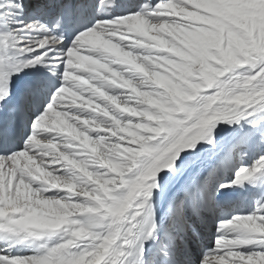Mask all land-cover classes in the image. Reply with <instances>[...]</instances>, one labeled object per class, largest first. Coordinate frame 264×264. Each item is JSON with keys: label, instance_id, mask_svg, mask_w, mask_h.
I'll return each mask as SVG.
<instances>
[{"label": "bare ground", "instance_id": "6f19581e", "mask_svg": "<svg viewBox=\"0 0 264 264\" xmlns=\"http://www.w3.org/2000/svg\"><path fill=\"white\" fill-rule=\"evenodd\" d=\"M9 1H13V6H9V8L7 7L6 9L2 7V9L0 10V32L6 33L9 36L13 50L15 54L18 55L11 62L28 66L33 70L34 73L37 74V77H39V81L35 87L36 90L42 95V102L44 103L49 98L47 90H51L52 87L50 85L49 88L46 87L44 83L48 82H43L41 79L49 80V78L56 71V68L54 67L55 64L53 61H51L52 58L50 57L53 54H65V49L69 44L59 45L53 42L50 38L47 37V29L39 25V23L36 24V21L41 20L42 23H44V18L50 17L54 13L56 3L59 0H43V2H41V0H24V4H22L21 0ZM125 1L128 4L132 3L134 0ZM135 1L136 3L138 2V0ZM175 1L192 6L194 5V7L197 6L205 8L204 10L208 8L211 9V12L212 10L218 11L214 9L216 2H224L225 8H231L230 4L232 5V7L235 8V6H233L232 4L234 2H240L245 6L254 5L257 7H264V0ZM37 2L40 4L34 6ZM4 3L5 0H0V6H3ZM77 3L79 6V14L84 18L90 19L91 16H89V1L77 0ZM28 5L33 6V9H38V20L27 18L24 22H20V20L17 21L18 19H16L14 20L13 26H10L9 22L5 21L6 19L4 18L3 14L5 10L10 9L13 11L12 13L14 14V16H17L18 13H20L21 16V13H23V9ZM150 5H153V2ZM170 6L171 5L168 3H161L158 8L162 10H167L170 8ZM134 12L136 11H129L126 9V12L122 14L119 20H116L120 21V23L123 24L128 19H131L132 17L136 16L134 15ZM221 12L218 13L223 14ZM146 16L148 19L151 20H156L162 18L163 16L164 18H170L169 15H157L153 13H149ZM198 17H201V19H203V16ZM224 17L228 18L226 14L224 15ZM217 18L219 17L216 16V19ZM209 19V21L212 20V18ZM222 22L220 21V23ZM109 23L112 22H105L103 25H107ZM23 25H28L29 28L23 30ZM224 25L226 26V24ZM15 28L17 29L13 31V29ZM88 29H90V26L84 29L83 34H81L82 38L87 37L84 36L86 35L84 33ZM91 29H94L96 31L97 28L95 27ZM111 36L114 39H120V42H123V40H125L119 38L117 35H110V37ZM140 36L142 38L148 37L143 34H136V37ZM87 38H91V35ZM181 38L182 37H180V39ZM77 40L79 41V39ZM29 41L41 42L43 46L42 50L49 52L48 58L46 60L40 61L37 64L32 63L31 57H33L34 54H31V50L27 52V50H25L26 48L24 50L21 49L23 45ZM78 41L71 44H76V46H79L80 42ZM143 47L148 51H151L152 53H165V50L161 47ZM143 47H138L137 50L142 51L144 50ZM87 50L94 55H101L102 52L101 50L95 49L94 47H90V50ZM65 55L71 56L67 53ZM116 65L119 66L121 64L118 63ZM235 65H238V63L235 61H232L228 64L225 76L216 70H204L202 73H200L201 77H204L203 87L206 89L205 92L208 94L210 93L209 96L206 95L207 99H211V97L213 96L215 97V95L212 93L217 90L218 87H220L222 84H225L226 79L234 78L239 73V71L232 72L230 70V68ZM258 70L248 68L246 71H244V74L251 76L250 73L247 72H251L253 75L257 73ZM60 71L61 69L58 68L57 73L59 74ZM78 72H80V70H78ZM134 74L137 75L139 73L137 72V70H135ZM215 74L221 76V80H216L214 77ZM159 79H162L163 81L166 80L163 77H159ZM142 83L144 84V82H140V84L136 86L143 87ZM165 83V85L171 91H175V88L170 82L166 80ZM209 85H212L213 87L211 88L209 87ZM28 94L30 96L31 94H33V91L29 90ZM84 94L92 96L94 95L96 100H104L103 95H101L99 92L91 93L86 91ZM178 94L180 95V97H182V99L189 98V96H187V94L184 92H179ZM90 98H88V100L87 98L83 99L89 101ZM226 98H229L230 100L231 96L229 95ZM240 98L243 99L244 103L237 102L238 104L236 103L234 107L232 106V108H229L225 114L220 115L219 117H215L217 127L215 128L213 126L215 129L209 128V130L211 129L209 132H213L211 134H207L204 139H196L194 138V136L197 135L196 128H203L204 124L206 122L208 123L209 118L213 116L212 113H208L204 108L201 107V105L205 104L204 101L206 100V98L202 97L200 100L202 102L197 103V101V104H192L189 101L183 100L184 102L182 103L181 107L176 102H169L167 104V107L171 111L179 112L183 107L188 112V114L176 116L175 121L177 123L175 125V133L172 134L169 133L168 130H163L162 127H156L155 129L158 130L153 134H149L147 136L146 134H141L142 137L145 138L144 140L147 141V143L145 144L147 145V147L145 149V146L142 145L144 142L138 141L141 147L140 149L145 150H139V153H137L136 155L133 154L132 161L130 162L129 160L124 159V157H118L116 155H110L109 157H107L108 164L112 168H116L118 172V178L116 179H113V177H111V172L109 173L108 169L106 170V168H104L102 165H97L96 162H100V160L95 159V156L89 153L91 152L89 149L81 148L82 143L79 142V137L77 135L78 133L76 131L75 133L73 130V133H71L65 129L61 121H53L52 119L51 121H53V129L51 130L45 127L46 121H44L43 119H39L33 127V133L31 135V138L40 136L44 138L58 139L64 141L65 143H62V148L65 151H63L62 154L67 152V158L64 159L62 155H60L58 158L55 156H51L50 154H58L59 152L55 148L50 147L48 144L42 145V147L45 146V149H43L41 145L37 148L31 149L32 146L38 145V143L30 144L25 141H22L21 146H24V148H26L28 151H31L33 153L31 156L38 157L37 163H40L39 168L41 170L42 168H46L45 170H49L57 174L65 173L67 176L58 177L56 174V176L50 178V176L46 175L50 178L49 181L30 176L20 166H18L19 164H17V162L19 161H17V159L20 157L19 152L21 151H19L13 156L0 157V177L1 174H3L6 178H9L10 176L13 177L15 175L16 182H14L13 190H16L17 192L20 190V185L17 180L22 179L24 183H27L29 185V189L31 188L32 190L31 192L36 195V197H38L32 198L31 200L29 199L26 202L24 201L23 203H18L17 200L8 198V196H5L4 193L0 191V223L4 227V231H0V264H85L91 258L92 259L90 261L92 262L90 264H93L98 261L93 260V256H95L97 253V250H94V248L98 247L99 241H101V239L111 240L112 243H110V246L106 251L105 257L97 264H189L188 259L186 260V258L189 257V260L195 259V256H193L191 252V249L195 250L196 253H199L202 250L204 244H206V241L208 239L206 236L209 230H205V228L202 227L200 229V233L202 232L203 234L201 238H192V240L188 241L189 244H185L180 243L175 238L165 239L166 231L163 230V227L165 221L172 216L171 207L173 203L172 201L175 198L181 200L180 202L178 201L177 206H179L183 212H190L188 206L183 202L184 198L181 199L182 195L180 191L182 189L183 182V187H185L186 183L189 180L191 184L196 183V179L193 178L191 175L193 173V169L191 167H194L197 164H199L197 171H206V175H204V178L201 179V184L203 185V188L205 187L206 181L208 180H215L218 183L220 182L221 185H225V188L223 189L224 194L222 195L220 201H227L224 204L219 205L222 211L229 209V212H222L218 213L217 215L218 218L223 219V227H225L227 222L230 224L241 223L240 226L235 227L239 229H244V227L248 225L249 222L250 224H252L254 218H249V212L252 207L247 206L243 203L241 197L236 194L237 186L232 187L231 185L235 180L239 178V176H243V182H249L250 180H253L251 183H254L255 185L253 186L255 188H258L259 191V187H261L260 185L262 184L261 182L264 180V176L262 175L264 171V159L259 160V162H256L255 165L252 164L254 166H251V162L254 159V157L252 156L250 160L246 162L248 170H242L240 173L237 174V178L232 177V174L235 171V168L237 167L236 164L238 161L239 150L241 146V143L238 142L237 138L235 137H237L238 132L245 127H247V131L244 130L243 132V136L245 137H247L248 135H253L262 130L260 126L264 127L263 122H261V119L264 117V96L262 98L259 97V99L256 98L255 100H260V102L256 103L253 102L252 99L245 94L240 96ZM57 100L58 99H55V101ZM131 101L134 104H139V106L144 108L151 115L153 114L157 117L159 114L160 117H158L157 119H159L160 122L166 121L157 110H150L149 107H145V105L141 104L139 101ZM211 101L207 100V105L205 104L204 107L207 108V106L209 107V105H212ZM156 104L161 105V103L159 102ZM57 106L60 108L57 114L63 116L65 115L66 122L70 127L71 123L73 125L75 124L71 121L75 120L74 114L76 112L92 113L94 115H99V113L97 112H91L88 107L83 108L75 104H69V100L65 99H60V102L59 104H57ZM94 106H96V104H94ZM98 108L100 107L98 106ZM160 108L162 107L160 106ZM34 110V106L29 102L27 104L28 125ZM194 111L197 112L195 115H193ZM100 115L105 116L104 114ZM204 116H207L208 119H205L202 122V119L205 118ZM105 120H107V118ZM182 123L186 125L184 128L181 127ZM57 124L61 126V129H55V125ZM159 130L164 131V134L161 137L158 136ZM86 132L88 134L94 133L95 135L96 133L98 135L102 133L100 128L94 127L86 128ZM20 135H24L23 130ZM155 138H157V142L154 143L153 140ZM98 139L101 141L99 142L98 140L96 144L94 143V141H92L93 143L88 144L87 146L93 147L96 151L99 150V148L103 151L104 144H109V140L111 138L110 136H108L107 140L106 137H99ZM120 140H123V138H120ZM87 142L90 143L89 141ZM253 142L254 140L247 141L250 146L253 145ZM133 144H136V142H134ZM78 145L81 146L78 147ZM148 147L151 148V150H148ZM153 147H157L156 150H153ZM222 149L226 151L224 154L222 153V160L226 157L227 159H225V162H223L222 166L220 167L213 165L211 166V162L216 157V155L222 151ZM40 150H44L42 152L46 153H42ZM142 152H144L145 154L142 155ZM262 153H264V149ZM31 158L33 159V163H35V166L38 167V164L34 162V157H29V159ZM73 159L81 161L82 171H79L76 168L64 167L66 164H68V161ZM24 160V164L26 166L35 170L33 163L29 162L27 158H25ZM20 161L23 162V160ZM125 162L127 163L125 164ZM127 164H130V166L127 168L124 167V165ZM244 164L245 163H243L242 166ZM131 167L134 168L131 169ZM252 170H261L259 178L257 177V175L253 178L248 177L249 175H251V173H253ZM99 171H105L103 174H101L102 177H99L97 175ZM42 172L41 174H43ZM68 174H73L74 176L69 177ZM123 175L124 179H121V176ZM43 177L46 178L45 176ZM96 179L98 180V182L96 181ZM103 185H105L108 191L104 190V188L101 187ZM262 186H264V182ZM110 188H112L113 190L111 191ZM203 188H201L202 197L200 200L202 202L199 203V206L204 209V211L209 215V218L211 220V213L215 211L213 208L212 195L210 193H207L206 190H203ZM78 190L81 192H78ZM194 191H196V189H194ZM260 192H264V188L261 189ZM84 193H90V195L86 196L84 195ZM66 194L68 195V197L72 198V200H78L77 203L74 202V200H69L68 204H80L74 206V211H72V209L69 210V212L71 213L63 210L64 202L62 200V203L58 202V197H65ZM189 196L190 194H188L187 197L189 198ZM168 200L171 201L169 204H167ZM230 200H233V202L229 203ZM65 202L67 203V201ZM195 204H197V201ZM232 206H234V208H232ZM45 208H50L52 209V211L47 212V209ZM109 210L111 211V214L108 213ZM63 211L65 213H63ZM12 212H15L16 214L11 215ZM92 212L97 213L99 217L103 218L104 223H94ZM250 214L252 215V213ZM190 220L192 226L200 225L198 219ZM212 224H214V219L212 220ZM177 225L178 223L174 222L173 220L170 225H167V229L174 230L175 228H177ZM191 229V233L192 231H195L194 228ZM75 231L79 233L77 234ZM243 232L245 233V237H254L255 239H258V241L253 242L249 245H240L238 247V251L241 253H247L249 251L258 250L259 253H264V246L262 245L264 241L259 240L262 234L247 229L243 230ZM29 233H33L34 237L28 238L27 236L29 235ZM96 234H98L101 238H96ZM18 235L25 237V239L23 241H16ZM159 236L162 239L160 240V242L157 241V238ZM222 243L221 245L223 246V248H220L217 251L221 252L222 250H225L229 253L230 257L235 256V254H232L229 249L225 248V246L236 243ZM153 247L156 248L154 249ZM172 248L176 249L177 252L183 251L184 254H187V257H185V255L179 254L183 257V259H178L176 253H172V251L174 250ZM158 252L162 254V260L155 258V255ZM219 261L220 260H217L216 264H225L220 263ZM231 263L232 261L229 260V264Z\"/></svg>", "mask_w": 264, "mask_h": 264}, {"label": "rangeland", "instance_id": "374dc122", "mask_svg": "<svg viewBox=\"0 0 264 264\" xmlns=\"http://www.w3.org/2000/svg\"><path fill=\"white\" fill-rule=\"evenodd\" d=\"M21 2L24 4V0H21ZM161 3H168L171 6L167 10H162L158 8ZM215 4L214 9L218 11L212 10L211 12V9L206 8V10H204L205 8L197 6L194 7V5L192 6L176 2L175 0H155L153 1L152 7L145 13L137 14L134 12V15L136 16L128 19L123 24L118 20H112L109 21L112 23L104 25L102 28L96 27V31L90 28L91 30L89 29L86 31V35L84 36L89 37L91 35V38H81L79 46H76V44L67 45V48L65 49L66 53L71 56L65 55L66 53L53 54L50 58H52L51 61L55 64L54 67L56 68V71L52 75V79L49 80L50 82L48 86L51 84L52 87L48 92L49 98L46 102L42 103L41 115H39L36 119L32 118L30 126L31 133L25 142L30 144L38 143V145L32 146L31 149L37 148L40 145L42 147L43 144H48L50 147L55 148L59 152V155L52 153L50 154L51 156L58 158L62 155V157L66 159L68 153L66 152L62 154L63 151H65L62 148V143H65L64 141L40 136L31 138L33 127L39 119L46 121L45 127L51 130L53 129L54 120L61 121L66 130L71 133H73L74 130V132L76 131L78 133V140L82 143L81 148L89 149L91 151L89 153L95 156V159L100 160V162H96L97 165H102L106 168V170L108 169L109 173L111 172V177L116 179L118 178V172L116 168H112L108 164L107 157L110 155H116L118 157H124V159L129 160L130 162L132 161L133 154L136 155L139 153V150H145L147 147V145H145L147 141L144 140L145 138H143L141 134H146V136L153 134L158 130L155 129L156 127H162L163 130H168V132L172 134L175 133V125L177 123L175 121L176 116L185 115L188 114V112L183 107L179 112L171 111L167 107L169 102H176L181 107L184 102L183 100L189 101L192 104L202 102L200 101L202 97L206 98L204 101L205 104L207 100H212V105H209V107L207 106V108L204 107L205 104L201 105L202 108H204L208 113H212L213 116L209 118L208 123L206 122L203 128H196L197 135L194 136L196 139H204L207 134H211L213 132L212 131L210 133L209 131L212 128L215 129L217 127L215 117L225 114L228 109L232 108V106L234 107L237 102L244 103L243 99L240 98L243 94L248 95L255 103L260 102V100L258 101L255 99H259V97L262 98L264 96V7H257L254 5L245 6L240 2H234L232 4L237 9L236 10L231 4V8H225L224 2H216ZM9 6H13V1L5 0L3 7L6 9L7 7L9 8ZM233 8L236 11H234ZM30 9H32L31 6L25 7L21 16L20 13H18L17 16H14L12 13L13 11L10 9L5 10L3 13L4 18L6 19L5 21L9 22L10 26H13L14 20L16 19H18L17 21L20 20V22H24L27 18L36 20L37 17L35 16V12ZM218 12L223 14H219ZM149 13L169 15L170 18H164L163 16L162 18L151 20L146 16ZM225 14L229 19L224 17ZM215 15L219 17L217 18L218 20ZM198 16H203V19ZM209 18H212V20L209 21ZM219 20L221 22L223 21L226 26L223 22L220 23ZM22 27L23 30L29 28L28 25H23ZM16 29L17 28L13 29V31ZM137 33L148 37H136ZM110 35H117L119 38L125 40L120 42V39H114L112 36L110 37ZM180 37L182 38L180 39ZM143 46L161 47L165 50V53H152ZM90 47L101 50V55L91 54L87 50H90ZM138 47H143L144 50L138 51ZM42 48L43 46L41 42L29 41L26 42L21 49H25L27 52L31 50V54H34V56L31 57V62L37 64L48 58L49 52L43 51ZM232 61L238 63L237 66L239 68L237 71H239V73L234 78H225L226 83L222 84L220 86L221 88L218 87V89L212 93L215 97L213 96L211 99H207L206 95L209 96L210 93L208 94L205 92L206 89L203 87L204 77H201L200 72H197V66L202 65L204 66V70H216L225 76L227 66ZM115 63H120L121 65L118 66ZM58 68L61 69L59 74L57 73ZM248 68L259 70L253 75L251 72H247L251 75L248 76L244 74V71ZM78 70H80V72H78ZM135 70H137L139 74H134ZM159 77H163L170 82L175 88V91H171L165 85L166 80H160ZM140 82H144V84L142 83L143 87L136 86L140 84ZM86 91L91 93L99 92L103 95L104 100H96L94 95L84 94ZM179 92L186 93L189 98L182 99V97L178 94ZM229 95L231 96V101L229 98H226ZM83 98H87V100L88 98L90 99L89 101H86ZM55 99H58V102L55 101ZM60 99L69 100V104H75L83 108L88 107L91 112H97L99 115L76 112L74 114L75 120L71 121L75 124L73 125L71 123L70 127L66 122L65 115L63 116L57 114L60 109L57 106ZM131 100L139 101L141 104L145 105V107H149L150 110H157L166 121L160 122L159 119H157L160 117L159 114L157 117L156 115H151L144 108L139 106V104L132 103ZM158 102L161 103V105L156 104ZM94 104H96V106H94ZM98 106L100 108H98ZM160 106L162 108H160ZM196 113L197 112L194 111L193 115ZM100 114H104L105 116ZM106 118L107 120H105ZM51 119L53 121H51ZM205 119H208V117L206 116L203 118L202 122ZM261 122H263L264 125V117L261 119ZM90 127L100 128L102 133H100V135L97 133L96 135L94 133L88 134L86 132V128ZM260 127L262 129L261 131L253 135H248L247 137L243 136L244 130L247 131V127H245L239 131L237 137H235L237 138V141L241 143V146L236 164L237 167L233 173L234 175L241 172L240 170H245L247 167L246 162H248L252 156L254 159L251 162V166H254L256 162H259V160L264 159V153H262L264 149V127ZM209 128L211 129L209 130ZM55 129H61V126L57 124L55 125ZM163 134L164 131L159 130L158 136L161 137ZM108 136H110L111 139L109 140V144H104L103 151L100 148L96 151L93 147L87 146L88 144H92V141L96 144L99 137H106L107 140ZM120 138H123V140H120ZM250 140H254L252 146L247 143V141ZM100 141L101 140H99V142ZM138 141L144 142H142V145L145 146V149H140L141 147ZM153 141L154 143L157 142V138ZM134 142H136V144H133ZM81 145H78V147ZM42 148L45 149V146ZM156 148L157 147H153L152 149L156 150ZM148 150H151V148L148 147ZM19 151L21 152H19L20 157L17 161L23 160V162L18 161L17 164H19L18 166H20L30 176L38 179L41 178L46 181H49L50 178L56 176L57 173L45 170L46 168H42L41 170L39 168L40 163H37L38 157L31 156L33 153L24 148V146H21ZM223 151L224 149L216 155L211 162V166H222V163L225 162V159H227L226 157L222 160V153L224 154ZM144 154L145 153L142 152V155ZM29 157H34V162L38 164V167H36L35 163H33V159H29ZM25 158H27L29 162L33 163L35 170L24 164ZM126 163L127 162H125V164ZM243 163L245 164L242 166ZM81 166V161L73 159L68 161V164L64 167L76 168L77 170L82 171ZM129 166L130 164L124 165L126 168ZM198 167L199 164L191 168L196 170ZM133 168L134 167H131V169ZM41 172L43 174H41ZM104 172L105 171H99L97 175L102 177L101 174ZM203 173L206 175V171ZM59 174H57L58 177L67 176L65 173ZM46 175L50 176V178ZM68 176L72 177L74 175L68 174ZM96 181L98 182L97 179ZM14 182H16L15 175L13 177L10 176L9 178H6L3 174H1L0 191L3 192L5 196H8V198L17 200L18 203H23L24 201L26 202L32 198H38L31 192L32 190L31 188L29 189V185L24 183L22 179L17 180L20 185V190L18 192L13 190ZM101 187L108 191L105 185ZM110 190L112 191L113 189L110 188ZM207 190H212V194L215 195V190L213 188L208 187ZM78 192L81 191L78 190ZM263 193L264 192H258L253 197L252 201L248 202L247 205L252 207L249 212V218L253 217L255 221L252 218V224L249 222L248 225L242 229L262 234L259 240L264 241ZM84 195L89 196L90 193H84ZM68 198L70 197H68L67 194L65 197H58V202L62 203L61 200L64 202V211L69 212L71 209L74 211V206L80 204H68V201L72 200V198ZM64 200L67 201V203ZM77 201L78 200H74L76 203ZM45 209H47V212L52 211L50 208ZM64 211L63 213H65ZM250 213H252L253 216ZM92 214L94 223H104V219L99 217L97 213L92 212ZM173 217L165 223V226L172 223ZM227 224L223 227L222 224L217 221L214 223V226L210 227L211 230L209 229V226L207 227L209 232L206 236L208 238H206V244H204V247L202 246L203 248L199 253H196L194 250L193 256H195V259L193 258L194 260H189L188 258L189 264H216L217 260H220V263L225 264H229V260L232 261L231 264H264V253H259L258 250L249 251L247 253H241L238 251V247L240 245H249L258 241V239H255L254 237L247 238L244 236L245 233L241 228H235L236 226H240L241 223L230 224L227 222ZM188 232L189 231H186L185 234H188ZM95 236L96 238H101L98 234ZM221 243H236L225 246V248L229 249L232 254H235V256L230 257L229 253L225 250L218 252V249L223 248ZM262 245L264 246V242ZM161 256L162 254L158 252L156 253L155 258H161Z\"/></svg>", "mask_w": 264, "mask_h": 264}]
</instances>
